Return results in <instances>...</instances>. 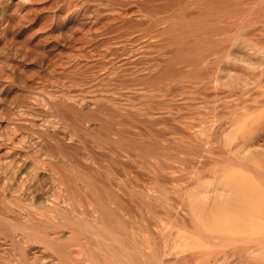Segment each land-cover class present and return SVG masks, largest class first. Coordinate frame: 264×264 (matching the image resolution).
Here are the masks:
<instances>
[{"label": "bare ground", "instance_id": "bare-ground-1", "mask_svg": "<svg viewBox=\"0 0 264 264\" xmlns=\"http://www.w3.org/2000/svg\"><path fill=\"white\" fill-rule=\"evenodd\" d=\"M12 1L0 0V39L30 27L36 44L31 48L26 40L17 53L35 54L49 42L51 50L69 48L48 62L40 54L46 75L72 76L92 66V80L136 85L132 94L144 95H85L70 88L27 95L30 109L53 107L72 131L54 128L53 143H28L48 151L34 164L13 152L0 162V264H264V0ZM235 19L262 45L220 49L234 68H224L230 78L220 77V95H210L219 92V78L208 79L206 69L214 35ZM12 73L22 78L19 69ZM185 76L193 80L178 78ZM156 96L167 106L158 115L151 112L160 100L149 102ZM134 99L149 102L145 129L117 128L111 116L118 106L130 117L142 113ZM209 102L194 119L172 111ZM14 115L19 110L7 121L17 128ZM161 121L172 124L170 132L153 127ZM91 137L121 143L113 148L111 179L100 174L102 165L79 163L76 146ZM17 141L10 130L0 134L2 144ZM116 165L133 176L117 179ZM145 171L149 183H136ZM48 172L55 177L51 197L32 183ZM75 205L84 217L74 218ZM70 232L75 243L65 245Z\"/></svg>", "mask_w": 264, "mask_h": 264}, {"label": "rangeland", "instance_id": "rangeland-1", "mask_svg": "<svg viewBox=\"0 0 264 264\" xmlns=\"http://www.w3.org/2000/svg\"><path fill=\"white\" fill-rule=\"evenodd\" d=\"M18 3H19V0H13L11 3V6H17ZM84 3H88L90 6H94V3H98V0H87ZM238 22H239L238 19H235L232 25L228 27H223V28L220 27L218 32L216 31L214 35V38H216L215 43H213L212 45V51H213L212 61L206 67V69H208V74H207L208 79L219 78L218 80L219 82L220 77H222L221 79L222 81H227L230 78L227 75V71H225L224 68H234V66L230 62H228L224 56H220V49H224V48L233 49L235 46L246 44V43H249V46H254L255 44L262 45V43L257 42V40H260L259 38L246 34L243 27L239 25ZM37 27H39V25H37ZM33 31H32V28L30 27L23 28L13 33H9L10 39L5 40L4 39L5 37H3V40L0 39V134H4L7 130H10L11 133L14 136H17L19 139V141H17L14 144H10V143L2 144L0 142V162H2L3 159L6 158V156H8L9 154L13 152L16 154L17 153L22 154L23 157L27 159V161H31L32 164H34V161L37 162V159L42 160L43 158H47L48 151L46 150L47 149L46 146L45 147L44 146L33 147V145H29V144H33V141L37 139L40 141H43L45 145H47L48 143H53L54 140H53V137L50 135L52 134V132L50 133V130L54 128H60L61 130H65L68 132L72 131L71 126L62 117H60L56 113L53 107H50V106L45 107L43 108V110L38 109V108L30 109L27 106V102H26L27 95H49V92L52 89L63 90L65 88H70L74 90L73 91L74 93H81L85 95H113V96L144 95L140 93L132 94L131 91H134L135 88L138 87L136 85L123 84V83H120L118 81H113V80L111 82H108L106 80L98 81L97 79L92 80V78L94 77L93 75L95 74V71H97V68L92 67V66L86 68L82 72L72 73V76L66 75V76L57 77L53 75L51 76L46 75L48 73L45 72V69H46L45 65H43L42 63L38 61L40 54L45 55L44 60L48 62L49 59L57 53H60L61 55H66L69 52V48L62 45V46H59L56 50H51L49 46V43H50L49 42V43H45L35 48L37 50V53L35 54L26 53V56H25L22 51L17 50L18 52L24 55V56L23 55L21 56L20 53L16 52V49H20V47L25 43L26 40H27V45L31 48L34 47L36 44V35L35 33H33ZM221 53H223V51H221ZM15 68L20 70V73H22V78H18L17 76H15V74L12 73V69L14 70ZM187 77L189 78L190 76L178 77V78L182 80V82L184 81L185 84H189L187 81ZM190 80L192 81L193 78L190 77ZM218 87H219V90H218L219 92L212 93L210 95H220V82H219ZM175 98H178L177 95H175ZM158 99L160 100L161 97L160 96L153 97L151 98V100H149V102L159 101ZM124 101H125L124 99L121 100L122 103ZM133 101L137 103L136 105L137 107L138 105L141 106L140 112L142 113H138L137 116L131 115L130 117V114L128 115L125 112L127 110L124 111V109H119V106L116 105L118 106L117 112L119 114L116 112L118 115L115 114L116 116L115 115L111 116L112 122L114 123V125H116L117 128L122 127L123 129L125 128L124 130L127 129L128 131H130L131 129H132L131 131H135V130L143 131L146 127V124L142 123L143 114L146 111L145 109L147 108L146 106L149 102L143 101L142 103H138V100L136 99H134ZM210 104L211 103L209 102L205 104L203 107L198 106L196 107L197 108L196 110H190V111L185 108H181V107L175 108L174 107L172 111L176 113L177 116L184 115L185 117H188L189 119L191 118L194 119L198 116L200 112L207 110L209 108L207 106H209ZM166 109H167V106L163 108L162 101L160 100V105L157 104L156 108L151 113L154 115H158L161 112L165 111ZM11 110L12 111L19 110L20 112L19 116L14 115L13 116L14 118H12L13 121L15 122L18 121L20 123V126L17 128L14 127L13 124H10L11 121L10 122L7 121L8 119L7 115ZM23 112L24 114L21 115V113ZM114 116L117 117L118 121L116 120V118H114ZM171 125L172 124H170L169 122L161 121V122H156L153 125V127L155 129H160L166 132L167 131L170 132ZM118 126H121V127H118ZM98 128L99 126H96L97 130ZM102 137L103 136H101V138ZM101 138L99 137V139ZM99 139L95 140L94 137H93V141H91L92 137L91 139H88L91 141V142L90 141L88 142L89 146H87L88 143L86 146L81 143L77 144L76 148L78 149H76V151L78 155L79 153L82 154L83 159L80 158L81 154L78 157L80 160L83 161L84 164H82L81 161H79V163L81 165H85L87 163L86 166L91 165V164L93 166H97L99 164H100L99 166L104 165V167L101 166V168L102 169L104 168V170L101 171L100 174L101 175L103 174L102 175L103 178L111 179L112 175L109 173V167L110 168L113 167L110 164L113 161L114 154H115L113 151L114 150L113 148H115V150H118L121 147V143H119V141H116V142L112 141L114 146H116L114 147L109 143V141L104 142L103 140L101 141ZM99 141H101L102 143V150L100 148L101 143L99 146ZM94 143L96 144V147H94L95 146ZM80 144L82 147L80 146ZM104 145L108 147L109 149H111L112 153H110L111 151L109 150L110 151L109 152L108 149L104 147ZM92 146L94 148H97L95 149L96 154L92 158L93 160L87 157L88 156L87 152L90 151V149L94 151ZM104 150H105V153L102 152ZM99 151L104 153V155L102 153L100 154ZM124 153L125 152H123L122 154L123 155L122 158L127 159L126 162L128 163V165L130 166L135 165V163H133L132 161V159L135 160V157H131L132 159L130 160L129 159L130 157L128 158ZM110 154L113 156H110ZM59 156L63 158L64 155L60 153ZM101 156L102 157L104 156V158H102ZM95 158H96V161H95ZM64 163L67 165L66 162ZM106 165H109V166H106ZM107 167H108V171H107ZM116 167L117 169H119L118 165H116ZM30 168L31 167L28 166L27 169L24 170L23 177L25 179L26 184H29V181H31V178H32V175L27 174ZM135 168L136 167H134V169ZM113 169H116V168L114 167ZM117 172H118L116 173L117 179H120V178L124 179L126 177L133 176V173H134V171H126L125 168L124 169L120 168L119 171ZM149 180H150V174H148L145 171L144 175L142 176V179L136 183L141 182L143 184H148ZM33 182L39 185L40 192H43L46 197H51V195L53 194L54 188H55V177L50 172H48L46 175L42 176L38 180L36 179L32 180V183ZM117 184H120V181ZM34 208H36V206ZM73 210L71 211V214L74 215V218L77 219L78 217L79 218L84 217V215L80 213L81 210H83V207H81L80 205H75V208ZM143 212L148 214L146 209H143ZM76 214L77 216H75ZM161 215L163 216V212L161 213ZM1 235L3 236L4 234L2 233ZM70 236H71V232L68 233L61 240V242L64 243L65 245L74 244L75 241L74 242L71 241ZM83 236L84 237H81L82 240L86 241L88 237L87 234ZM73 246H77V245H73Z\"/></svg>", "mask_w": 264, "mask_h": 264}]
</instances>
